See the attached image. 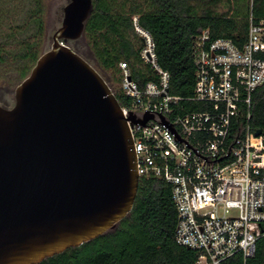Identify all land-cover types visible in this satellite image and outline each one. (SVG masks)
Masks as SVG:
<instances>
[{
	"label": "water",
	"instance_id": "1",
	"mask_svg": "<svg viewBox=\"0 0 264 264\" xmlns=\"http://www.w3.org/2000/svg\"><path fill=\"white\" fill-rule=\"evenodd\" d=\"M91 9L92 0L67 1L12 106L0 105V264H39L132 210L139 176L128 121L136 120L67 45L83 37Z\"/></svg>",
	"mask_w": 264,
	"mask_h": 264
},
{
	"label": "built area",
	"instance_id": "2",
	"mask_svg": "<svg viewBox=\"0 0 264 264\" xmlns=\"http://www.w3.org/2000/svg\"><path fill=\"white\" fill-rule=\"evenodd\" d=\"M132 23L143 43L140 59L155 76L139 83L126 62L118 63L120 92L129 101L122 113L136 120L128 123L139 179L170 184L174 239L197 253L194 264L252 257L264 222V133L250 126L251 96L264 83V19L250 17L238 43L207 30L195 37L189 97L171 87L151 35L136 17Z\"/></svg>",
	"mask_w": 264,
	"mask_h": 264
},
{
	"label": "trees",
	"instance_id": "3",
	"mask_svg": "<svg viewBox=\"0 0 264 264\" xmlns=\"http://www.w3.org/2000/svg\"><path fill=\"white\" fill-rule=\"evenodd\" d=\"M34 3L25 24L33 23L35 32L25 39L0 42V81L13 88L29 74L44 43V0ZM218 3L226 5L227 11L216 13L213 7ZM133 17L151 35L157 62L168 71L171 87L189 97L195 83V37L207 30L213 39L228 38L238 43L247 33L250 17L264 19V0H92L83 37L97 67L118 83L117 89L86 61L106 80L121 106L129 101L120 92L119 62L127 63L131 78L139 83L155 78L140 59L143 43L134 29ZM251 97L250 126L264 133V83ZM176 226L170 184L142 177L132 210L113 230L39 264H194L197 253L175 242ZM223 264H264V222L254 255L244 258L236 253Z\"/></svg>",
	"mask_w": 264,
	"mask_h": 264
},
{
	"label": "rangeland",
	"instance_id": "4",
	"mask_svg": "<svg viewBox=\"0 0 264 264\" xmlns=\"http://www.w3.org/2000/svg\"><path fill=\"white\" fill-rule=\"evenodd\" d=\"M68 0H44V43L40 48V54L43 49L48 48L52 43V35L55 30L60 26L62 19V9ZM214 8V11L218 14L227 11V6H222L218 3ZM35 9L34 0H0V42L10 41L12 39H25L27 36L32 35L35 32V25L25 24L28 14ZM230 14V13H229ZM25 28L20 32L13 31L14 28ZM70 48L75 52L77 51L85 60L90 62L93 66L97 67L95 60L86 44L84 37L77 40H71L67 43ZM39 54V55H40ZM98 68V67H97ZM98 70L103 74L107 80H109L111 86L117 89L118 83L112 78L110 79L108 74ZM15 88V87H14ZM11 84H4L0 81V104L4 107L12 106L14 102L13 90Z\"/></svg>",
	"mask_w": 264,
	"mask_h": 264
}]
</instances>
